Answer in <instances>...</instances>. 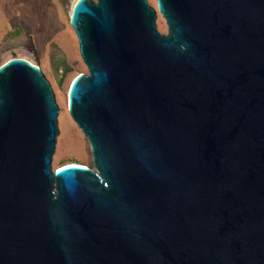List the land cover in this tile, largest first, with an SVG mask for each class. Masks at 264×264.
<instances>
[{"label": "water", "instance_id": "obj_1", "mask_svg": "<svg viewBox=\"0 0 264 264\" xmlns=\"http://www.w3.org/2000/svg\"><path fill=\"white\" fill-rule=\"evenodd\" d=\"M78 0L70 114L95 168L53 166L42 69L0 66V264H264V0Z\"/></svg>", "mask_w": 264, "mask_h": 264}, {"label": "rangeland", "instance_id": "obj_2", "mask_svg": "<svg viewBox=\"0 0 264 264\" xmlns=\"http://www.w3.org/2000/svg\"><path fill=\"white\" fill-rule=\"evenodd\" d=\"M78 0H0V66L11 58H24L39 66L51 83L60 108L59 135L53 166L79 164L95 168L87 137L69 110V90L74 78L88 73L80 54L71 14ZM96 1V0H94ZM157 27L168 33L157 0Z\"/></svg>", "mask_w": 264, "mask_h": 264}, {"label": "bare ground", "instance_id": "obj_3", "mask_svg": "<svg viewBox=\"0 0 264 264\" xmlns=\"http://www.w3.org/2000/svg\"><path fill=\"white\" fill-rule=\"evenodd\" d=\"M73 9H74V8H73ZM21 59H24V58H21ZM26 60H27V59H26ZM28 61H29V60H28ZM29 62H30V61H29ZM31 63H32V62H31ZM32 64H33V63H32ZM77 76H78V75H77ZM77 76H76V77H77ZM76 77H75V78H76ZM75 78H74V79H75ZM69 91H70V90H69ZM69 110H70V107H69ZM70 164H73V163H70ZM78 165H79V164H78ZM81 166H85V165H81Z\"/></svg>", "mask_w": 264, "mask_h": 264}]
</instances>
